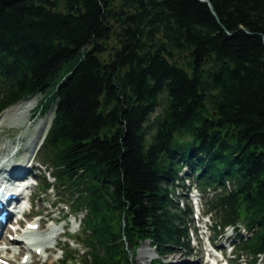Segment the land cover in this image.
Instances as JSON below:
<instances>
[{
	"label": "trees",
	"instance_id": "trees-1",
	"mask_svg": "<svg viewBox=\"0 0 264 264\" xmlns=\"http://www.w3.org/2000/svg\"><path fill=\"white\" fill-rule=\"evenodd\" d=\"M207 1L0 0V113L54 107L36 182L81 216V264H137L145 240L173 264L191 186L264 264V0Z\"/></svg>",
	"mask_w": 264,
	"mask_h": 264
},
{
	"label": "rangeland",
	"instance_id": "rangeland-1",
	"mask_svg": "<svg viewBox=\"0 0 264 264\" xmlns=\"http://www.w3.org/2000/svg\"><path fill=\"white\" fill-rule=\"evenodd\" d=\"M38 98L37 104L40 101L41 95H35ZM33 108V110L29 113V118L22 124L17 125L16 123H12V120L3 122V118L1 117L2 111L0 113V149L3 148L6 143L10 145V149L8 151L9 154H12V152L16 149H19L17 151V154L14 156L18 161L21 160V157L25 154L29 155L31 150H25L24 147L26 146V143L29 141V138H33L32 129L35 126L36 122L39 120H46L48 117L51 119L54 115V107H50L45 112H41V109L37 106ZM9 108V107H8ZM50 121V124H51ZM35 140H33L31 147L34 145ZM38 148V147H37ZM2 157V154H0V158ZM29 159H25V164H28L31 166V171L29 174H26L25 176H28L27 183L29 185L24 189L22 197H25L29 193L33 194V198L31 201V204L26 202L25 205V212H37L40 217H45V221L43 224V228L48 224L52 225L54 224V228H57L58 231L63 230V225L65 222L68 224V228H66L67 235L72 238L68 237H60L58 238L59 245L55 248L53 253H39L37 255H34L30 261H32L31 264H57L55 261L58 258H62L66 252L71 251L72 255H74L76 258L71 261L69 264H81V261L83 257L81 256L82 251V244H75L73 242V238L75 237L76 240H79L77 236H79V232L81 231V225H79V219L81 216L73 217L69 213L70 211L68 208L62 209V206L56 205L57 199L53 197L54 191H49L48 193H43L40 189V185L35 180L41 181L43 176L45 175L46 178L49 179V181H52V178L47 174L46 169L44 166L40 165L36 162L37 160V149L32 152V156H30ZM28 158V156L26 157ZM45 173V174H44ZM37 183V185H36ZM186 191L180 190L177 192L178 197V203L181 208H185L186 205H190L193 211V221L190 223L192 225L191 228L196 227L197 232L196 234L191 233L190 235L195 236L196 238L193 239L191 243V251H187L184 248H175L172 250L169 255H167V261L172 262L173 264H212L213 260L221 259L222 264H229L225 261L232 262V264H251L249 263L248 259L246 261L245 257H242L241 260L238 258H234L230 255V247H229V241L232 236V231L230 229L224 230L225 232H222L220 235L214 236V244L217 246V249L212 248L213 251L216 254V256L213 258L212 256L208 255V252H210L209 242H207V236L212 234V230L208 229L213 224L212 218L210 217H200V214L204 212L205 206H204V199L196 193L194 196H191L190 194L186 195L184 194ZM60 198L64 199V196H60ZM23 201V198L22 200ZM48 213V214H47ZM67 215L68 218L63 220L64 216ZM15 217H19L16 215ZM38 216H36L32 222L33 225H37ZM60 218V222L53 223V219ZM13 219V218H12ZM12 219L6 220L4 223V227L11 226ZM11 228V227H10ZM36 232H40L39 229L33 228ZM243 232V230H241ZM245 233V232H244ZM6 238L8 240L12 239V235L7 234ZM26 241H23V244ZM2 252L1 255H3L7 260L14 263L21 262L26 259V256H29L30 252L25 251L24 254L20 255V257L15 260L16 255V248L13 246H7L6 243L2 242L1 245ZM32 251V250H31ZM64 252V253H63ZM35 253V252H34ZM36 257V259H34ZM155 258V251L154 249L149 245L148 241H143L139 245L138 249L135 251V263L137 264H152L151 260ZM209 260H208V259ZM231 259V260H230ZM1 262L0 264H5ZM263 264V262H261Z\"/></svg>",
	"mask_w": 264,
	"mask_h": 264
},
{
	"label": "bare ground",
	"instance_id": "bare-ground-1",
	"mask_svg": "<svg viewBox=\"0 0 264 264\" xmlns=\"http://www.w3.org/2000/svg\"><path fill=\"white\" fill-rule=\"evenodd\" d=\"M38 101V98L36 96H30L25 99H22L15 103L14 105L7 108L1 115L3 118V122L12 120V123H16L17 125H22L28 118L29 113L33 110V108L36 106ZM51 119L48 117L46 120H39L36 122L35 126L32 129V135L33 138H29V141L26 143V146L24 147L25 150H28L31 152L29 155H23L21 157V160L18 161L14 156L17 154V151L19 149H16L12 152V154H9L8 151L10 149V145L6 143V145L0 149V154H2V157L0 158V184L4 186L5 184H9L11 182H16L18 179L24 177L26 174H29L31 171V166L28 164H25L26 160H30V156H32V152L38 149L39 145L42 143L47 130L50 126ZM2 125V123H0ZM33 140H35L34 145L31 147ZM28 156V158H26ZM26 159V160H25ZM4 191L6 193L10 194V199L3 200L2 206L3 210L7 211L6 218L12 216L10 213L12 205L15 204L20 198L19 194L20 192H16V189H13L11 187H5ZM15 194V197L13 195ZM27 213V212H25ZM32 213V212H29ZM48 214V213H47ZM45 217H39L37 220V225L39 228H41L44 224ZM35 223V222H33ZM3 222H0V228L2 227V230L0 232V245L2 241L6 243L7 246H13L17 247L15 260H17L20 255L24 254L25 251L30 252L31 249L28 244H23V241L21 238L16 237L14 234V229L10 226L4 227L3 229ZM48 227V226H47ZM46 227V228H47ZM46 228H44L46 230ZM44 230V231H45ZM57 228L52 227L51 233H57ZM12 235V239L8 240L6 238L7 234ZM43 235V232L41 233V236ZM41 247H43L44 251L46 252L48 249L51 252H54L55 248L59 245L58 237L55 235L51 240L43 239L40 241ZM2 247L0 246V257L2 259L7 260L8 257H4L1 255ZM28 257V256H27ZM9 259V258H8ZM31 258H28L27 263L25 264H31L32 261H30ZM36 259V257H34ZM18 264H23L21 262H17ZM13 264V263H12Z\"/></svg>",
	"mask_w": 264,
	"mask_h": 264
},
{
	"label": "water",
	"instance_id": "water-1",
	"mask_svg": "<svg viewBox=\"0 0 264 264\" xmlns=\"http://www.w3.org/2000/svg\"><path fill=\"white\" fill-rule=\"evenodd\" d=\"M200 1H205V2H208L207 0H200ZM210 7H211V5H210ZM212 8V7H211Z\"/></svg>",
	"mask_w": 264,
	"mask_h": 264
}]
</instances>
